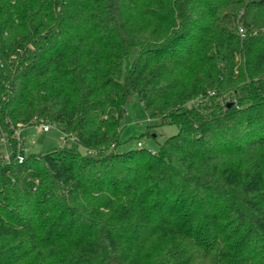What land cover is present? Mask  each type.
<instances>
[{"label": "trees", "instance_id": "obj_1", "mask_svg": "<svg viewBox=\"0 0 264 264\" xmlns=\"http://www.w3.org/2000/svg\"><path fill=\"white\" fill-rule=\"evenodd\" d=\"M0 120L86 150L0 158V264H264V0H0Z\"/></svg>", "mask_w": 264, "mask_h": 264}, {"label": "rangeland", "instance_id": "obj_2", "mask_svg": "<svg viewBox=\"0 0 264 264\" xmlns=\"http://www.w3.org/2000/svg\"><path fill=\"white\" fill-rule=\"evenodd\" d=\"M143 104L136 98H131L126 105L125 117L120 131V144L118 152H125L140 147L157 151L160 145L170 136L178 133V127L171 124H163L151 127ZM26 138L29 144L26 154H40L54 148H69L84 155L86 150L80 146L74 137L65 135L63 125H52L48 132L42 130L37 123L24 127L13 133L8 139L4 123L0 120V158L12 160V151H22V140ZM33 141L35 142L33 144Z\"/></svg>", "mask_w": 264, "mask_h": 264}, {"label": "built area", "instance_id": "obj_3", "mask_svg": "<svg viewBox=\"0 0 264 264\" xmlns=\"http://www.w3.org/2000/svg\"><path fill=\"white\" fill-rule=\"evenodd\" d=\"M239 33L243 36L244 35V32H243V30L242 29H240L239 30ZM39 124H41V126H42V130L44 131V132H48L49 130H50V127L52 126V125H55V124H50V123H44V122H40ZM16 132V131H15ZM35 142L33 141V144H34ZM28 148H29V144L27 143V141H26V138H23V140H22V151H19V154L17 155V161L19 162V163H23V161H24V155L23 154H21V152H23V153H25V152H27L28 151Z\"/></svg>", "mask_w": 264, "mask_h": 264}, {"label": "crops", "instance_id": "obj_4", "mask_svg": "<svg viewBox=\"0 0 264 264\" xmlns=\"http://www.w3.org/2000/svg\"><path fill=\"white\" fill-rule=\"evenodd\" d=\"M22 129H23V128L18 129L20 133H21V130H22Z\"/></svg>", "mask_w": 264, "mask_h": 264}]
</instances>
